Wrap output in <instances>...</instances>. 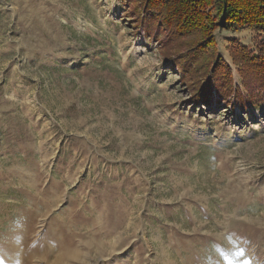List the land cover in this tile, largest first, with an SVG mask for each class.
I'll return each mask as SVG.
<instances>
[{
    "label": "rangeland",
    "instance_id": "rangeland-1",
    "mask_svg": "<svg viewBox=\"0 0 264 264\" xmlns=\"http://www.w3.org/2000/svg\"><path fill=\"white\" fill-rule=\"evenodd\" d=\"M143 1L0 0V264H264L263 35L184 74Z\"/></svg>",
    "mask_w": 264,
    "mask_h": 264
},
{
    "label": "trees",
    "instance_id": "trees-1",
    "mask_svg": "<svg viewBox=\"0 0 264 264\" xmlns=\"http://www.w3.org/2000/svg\"><path fill=\"white\" fill-rule=\"evenodd\" d=\"M143 6L148 16L141 23L142 25H154L156 29L158 28L165 34L166 39L171 43L172 40L178 43L182 41L186 47L184 53L200 55V64L199 61L193 62L186 56L178 59L176 65L184 74L193 70L195 65L198 67L196 72H199L200 67L205 63H216L218 52L213 35L215 29L226 31L251 29L263 35L257 54L241 47L233 51L232 57L234 56V60L237 61V57L241 56L244 71L251 72L250 74L255 76L264 88V0H144ZM137 19H140V15H137ZM219 71L221 68L218 67L213 72L214 79L221 78ZM209 74L210 70L209 72L206 70L204 75L206 79ZM199 75L197 74L198 77ZM198 77L185 80L190 83V87L195 92V103L201 102L197 100V95L202 88L205 92L200 90L201 96H211V89L207 91L206 85L200 87ZM226 87L228 93H231L234 87L232 79ZM217 89L223 91L222 88ZM224 95L226 101L227 95ZM238 98L240 107L245 110L247 103L244 97L238 95ZM204 101L210 102L206 99ZM249 101L252 105L258 106L254 99H249Z\"/></svg>",
    "mask_w": 264,
    "mask_h": 264
}]
</instances>
